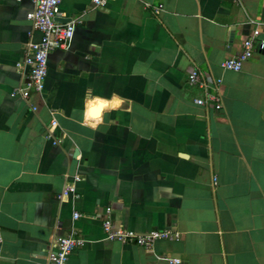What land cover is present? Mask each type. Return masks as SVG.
<instances>
[{"label":"crops","instance_id":"crops-1","mask_svg":"<svg viewBox=\"0 0 264 264\" xmlns=\"http://www.w3.org/2000/svg\"><path fill=\"white\" fill-rule=\"evenodd\" d=\"M90 1L62 0L73 37L23 100L16 64L40 34L30 0H0V264H47L72 228L68 264H264V50L220 66L253 29L264 39V0ZM193 69L222 80L220 110L196 103ZM107 209L115 227L179 238L109 241Z\"/></svg>","mask_w":264,"mask_h":264},{"label":"built area","instance_id":"built-area-1","mask_svg":"<svg viewBox=\"0 0 264 264\" xmlns=\"http://www.w3.org/2000/svg\"><path fill=\"white\" fill-rule=\"evenodd\" d=\"M33 4L31 14L32 29L40 34L39 41L29 42L24 47L23 59L16 64L18 69H25V80L17 87L12 96H19L23 100H29L33 93L41 94L44 90V82L48 73V56L53 51L62 48L72 39L75 25L73 22L60 23L56 18L60 14V5L62 0H30ZM113 0H91L93 7L105 8L108 2ZM239 3L238 0H234ZM162 6L154 8L155 13H159ZM264 50V39L261 38V32L258 28L253 29L251 35L246 37L241 43L240 51L237 55L226 59L221 63V68L233 72H239L243 64L248 61L256 51ZM221 79L208 80L196 69H193L187 76L189 86H198L204 92V97L197 99L196 103L200 106H208L215 110L222 108L221 104ZM34 111L35 108L31 107ZM58 128L57 121L52 118L46 127L45 138L56 146L61 140L55 136ZM76 196V190L73 186L64 189L58 198L64 196ZM106 217L102 222V229L105 239L117 241L122 244H135L145 250H150L154 243L159 240L176 241L179 238L178 233L170 231H150L145 234H138L132 230L123 227H115L111 218L110 210L105 211ZM80 217L79 213L73 214V220ZM84 241L78 237L75 228L70 230L67 235L55 236L52 248L47 253V264H68V260L73 251L82 246ZM169 264H180L177 259H168Z\"/></svg>","mask_w":264,"mask_h":264},{"label":"water","instance_id":"water-1","mask_svg":"<svg viewBox=\"0 0 264 264\" xmlns=\"http://www.w3.org/2000/svg\"><path fill=\"white\" fill-rule=\"evenodd\" d=\"M68 22V21H67ZM63 23H66V22H63ZM76 153V152H75Z\"/></svg>","mask_w":264,"mask_h":264}]
</instances>
